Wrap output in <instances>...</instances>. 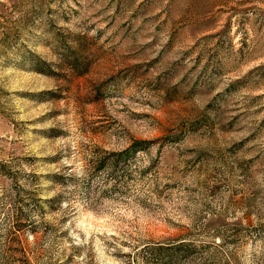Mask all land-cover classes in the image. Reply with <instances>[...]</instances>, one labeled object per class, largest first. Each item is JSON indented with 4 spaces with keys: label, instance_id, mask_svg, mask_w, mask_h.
I'll list each match as a JSON object with an SVG mask.
<instances>
[{
    "label": "rangeland",
    "instance_id": "obj_1",
    "mask_svg": "<svg viewBox=\"0 0 264 264\" xmlns=\"http://www.w3.org/2000/svg\"><path fill=\"white\" fill-rule=\"evenodd\" d=\"M0 264H264V0H0Z\"/></svg>",
    "mask_w": 264,
    "mask_h": 264
},
{
    "label": "trees",
    "instance_id": "obj_2",
    "mask_svg": "<svg viewBox=\"0 0 264 264\" xmlns=\"http://www.w3.org/2000/svg\"><path fill=\"white\" fill-rule=\"evenodd\" d=\"M139 142L138 141H134L130 146H128L126 149L124 150H121L119 152H116L117 154H125L127 153L130 149H132L136 144H138ZM115 153V154H116Z\"/></svg>",
    "mask_w": 264,
    "mask_h": 264
}]
</instances>
